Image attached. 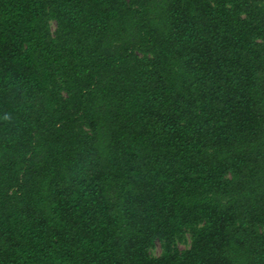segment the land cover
Instances as JSON below:
<instances>
[{"label": "trees", "instance_id": "trees-1", "mask_svg": "<svg viewBox=\"0 0 264 264\" xmlns=\"http://www.w3.org/2000/svg\"><path fill=\"white\" fill-rule=\"evenodd\" d=\"M0 264H264V0H0Z\"/></svg>", "mask_w": 264, "mask_h": 264}, {"label": "rangeland", "instance_id": "rangeland-1", "mask_svg": "<svg viewBox=\"0 0 264 264\" xmlns=\"http://www.w3.org/2000/svg\"><path fill=\"white\" fill-rule=\"evenodd\" d=\"M51 29H54L55 23L52 21L51 23ZM190 244V236L188 233H185L183 236L180 237V239L175 240V245L178 249H184L187 248ZM162 251V247L159 241H156L155 245L153 248L150 249V253L152 255H159Z\"/></svg>", "mask_w": 264, "mask_h": 264}]
</instances>
